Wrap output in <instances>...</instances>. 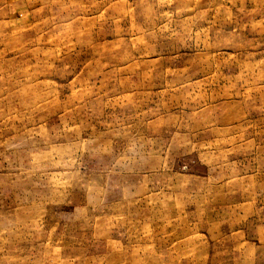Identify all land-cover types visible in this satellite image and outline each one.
<instances>
[{
  "label": "rangeland",
  "instance_id": "1",
  "mask_svg": "<svg viewBox=\"0 0 264 264\" xmlns=\"http://www.w3.org/2000/svg\"><path fill=\"white\" fill-rule=\"evenodd\" d=\"M0 264H264V0H0Z\"/></svg>",
  "mask_w": 264,
  "mask_h": 264
}]
</instances>
